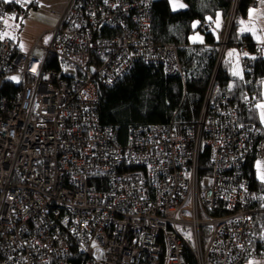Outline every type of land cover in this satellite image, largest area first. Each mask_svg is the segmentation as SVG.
<instances>
[{"label":"built area","instance_id":"2783aa9c","mask_svg":"<svg viewBox=\"0 0 264 264\" xmlns=\"http://www.w3.org/2000/svg\"><path fill=\"white\" fill-rule=\"evenodd\" d=\"M239 2L197 122L131 126L126 145L100 123L101 88L135 63L183 69L175 44L155 42L152 0H68L28 52L0 20V264H72L75 251L82 264H187L188 249L197 264L264 261V194L243 175L251 155L264 159V127L214 92ZM254 56L264 61V42Z\"/></svg>","mask_w":264,"mask_h":264},{"label":"trees","instance_id":"16d2710c","mask_svg":"<svg viewBox=\"0 0 264 264\" xmlns=\"http://www.w3.org/2000/svg\"><path fill=\"white\" fill-rule=\"evenodd\" d=\"M231 2L232 0H184L185 8L174 9L170 0H152V31L155 42L175 44L183 69L181 73L170 75L159 63H135L112 86L101 88L97 109L100 123L116 128L122 144L128 143L131 126L167 124L172 120L185 124L197 122L216 64L221 26ZM254 2L255 0H240L225 53L227 55L229 47H236L241 55H247L244 60L250 62L251 67L244 72V77L236 78L231 74L225 56L216 76L214 92L233 97L240 122L260 124L254 105L249 109L246 101L250 94H255L256 100L260 97L264 61L254 56L259 43L250 34L239 32V19L248 16ZM16 7L20 6L0 0V20H4L7 13L15 11ZM195 21L200 22L197 27L194 26ZM197 31L204 35L203 43L191 41V36ZM12 40L17 45L13 38ZM16 48L22 50L20 47ZM56 63L55 61L53 65ZM4 87L9 90L13 86L5 83L2 88ZM209 153L204 148L201 154L202 174L209 172ZM257 160L256 155H251L246 160L243 175L260 198L264 194V182L257 177ZM94 179L99 177L95 176ZM72 254L74 257L71 263L82 264L84 254L77 251ZM184 260L187 264H197L189 249L185 251Z\"/></svg>","mask_w":264,"mask_h":264},{"label":"rangeland","instance_id":"374dc122","mask_svg":"<svg viewBox=\"0 0 264 264\" xmlns=\"http://www.w3.org/2000/svg\"><path fill=\"white\" fill-rule=\"evenodd\" d=\"M37 0H31V2H27V0H20L17 3L20 7H16L19 9V14L11 11L7 13L6 23L8 26V36L14 39V41L19 45V47L28 52L35 44V42L39 39L41 35H45L44 43H48L51 37V32L48 33L53 26H49L47 17L51 16V9L44 8L38 15H31V4ZM172 8L180 9L185 8L186 5L184 0H170ZM255 16L259 19H264L260 16L263 14L264 9H258V11L253 12ZM240 27L239 32L241 34H247L245 31L255 30V21H252L251 17H243L239 19ZM200 24L199 21L194 22V26L197 27ZM200 35L199 32H195L192 36L197 37ZM241 52L236 49V47H229L226 57V62L229 64V70L232 75L236 76V78H242L245 75L244 70V61L243 57L240 54ZM36 54L42 55L43 50L37 49ZM17 82H19L18 77L15 78ZM260 97H257V100L254 104V108L257 113L258 120L260 124L264 127V79L262 81V87L260 90ZM256 170L257 177L260 181L264 182V159H258L256 162ZM246 264H264V261H251Z\"/></svg>","mask_w":264,"mask_h":264},{"label":"crops","instance_id":"0c3cea01","mask_svg":"<svg viewBox=\"0 0 264 264\" xmlns=\"http://www.w3.org/2000/svg\"><path fill=\"white\" fill-rule=\"evenodd\" d=\"M67 1L68 0H37L35 2L39 3V9L34 10L31 7V15H38L41 13V11H43L44 8H49L52 11L51 16L47 17V20L49 26H55L58 23L61 14L66 9ZM258 9H264V7L251 6V8L249 9L247 17H251L252 21H255V30L245 31V33L250 34L256 43H262L264 42V19L257 18L255 14L251 12V10H253V12H256L258 11ZM260 16L262 18L264 17L263 14H260ZM199 34L200 35H197V37L191 36V41L203 43L204 35L201 32H199ZM241 56L245 57L246 55Z\"/></svg>","mask_w":264,"mask_h":264},{"label":"snow or ice","instance_id":"6c2138e0","mask_svg":"<svg viewBox=\"0 0 264 264\" xmlns=\"http://www.w3.org/2000/svg\"><path fill=\"white\" fill-rule=\"evenodd\" d=\"M6 3H19L20 0H5ZM27 2H31V0H27ZM261 107H264V105H261Z\"/></svg>","mask_w":264,"mask_h":264},{"label":"clouds","instance_id":"9594fccd","mask_svg":"<svg viewBox=\"0 0 264 264\" xmlns=\"http://www.w3.org/2000/svg\"><path fill=\"white\" fill-rule=\"evenodd\" d=\"M246 56H247V55H246ZM246 56H245V57H246ZM242 57H243V56H242ZM245 57H243V61H245V60H244ZM261 61H262V60H261Z\"/></svg>","mask_w":264,"mask_h":264}]
</instances>
